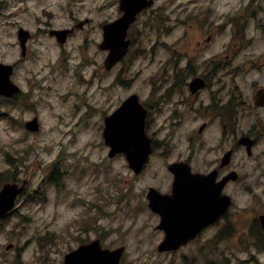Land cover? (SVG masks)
<instances>
[{"label":"rangeland","instance_id":"1","mask_svg":"<svg viewBox=\"0 0 264 264\" xmlns=\"http://www.w3.org/2000/svg\"><path fill=\"white\" fill-rule=\"evenodd\" d=\"M118 6L0 0V62L16 64L12 80L24 91L19 100L0 96V186L28 180L15 210L0 220V264H64L69 251L96 238L105 248L125 246L121 264H209L215 246L226 248L207 235L160 252L159 218L146 195L150 186L168 185L167 165L175 160L187 157L201 172L214 167L225 149L214 116L221 97L241 117L233 122L239 131L264 125V107L255 105L264 89V0H155L129 30V54L105 69L103 24L117 18ZM84 20L64 45L55 46L46 30ZM20 26L40 27L22 61ZM186 63L213 71L212 86L199 97L187 86L193 71H180ZM133 93L150 109L146 131L154 142L138 175L124 155L108 156L103 139V117ZM34 117L40 129L29 132L25 123ZM239 156L237 168L254 182L257 157L244 166ZM54 168L63 173L58 181L53 176L57 183ZM231 257L241 264L247 255L235 248Z\"/></svg>","mask_w":264,"mask_h":264},{"label":"water","instance_id":"2","mask_svg":"<svg viewBox=\"0 0 264 264\" xmlns=\"http://www.w3.org/2000/svg\"><path fill=\"white\" fill-rule=\"evenodd\" d=\"M153 3L154 0H121V8L125 11L123 16L104 26V42L101 48L110 51L105 61L108 69L127 54L131 43L130 39H126L129 27L136 20L137 14ZM67 32L51 31L58 36L60 42H65ZM27 37L28 32L21 29L19 39L22 41L23 53ZM13 72V65L0 63V95L13 97L21 91L11 79ZM203 85L202 80L196 79L191 84L192 91ZM257 99L258 105H264V89L258 91ZM146 115V109L140 103L138 95L134 94L105 119L103 135L106 144L111 147L109 155L113 157L117 153H124L136 174L143 169L153 151L152 139L145 130ZM26 129L38 132L40 129L38 117L28 121ZM230 154L231 152L225 156L223 165L228 162ZM169 170L175 175L172 197L176 202L169 203L168 197L156 188L151 187L148 192L149 207L162 216L159 228L166 231L165 239L159 245L160 251L176 250L187 244L229 206V201L222 195V188L229 177L215 185L213 173L207 175L193 173L190 164L186 162L172 163ZM27 184L28 180L25 179L22 184L6 182L2 186L0 219L15 208L16 201L25 191ZM262 220L264 221V217ZM124 249L125 247L115 250L103 248L100 240L96 239L69 252L65 256L64 264H120Z\"/></svg>","mask_w":264,"mask_h":264},{"label":"flooded vegetation","instance_id":"3","mask_svg":"<svg viewBox=\"0 0 264 264\" xmlns=\"http://www.w3.org/2000/svg\"><path fill=\"white\" fill-rule=\"evenodd\" d=\"M117 13L118 15L115 20L119 19L123 15L121 0H119ZM81 23L83 24L81 25ZM88 23L89 20L87 23L86 20H84L75 22L74 24L65 27L51 26L48 29L46 28V30H48V34L54 40L55 46H57V43L64 45L70 38L80 33L79 31L83 30ZM107 23L103 24V28ZM15 24L16 26L19 25L18 22ZM21 29L28 32V37L25 41V53H23L22 41L19 39V33ZM39 29L40 27L38 26L36 31ZM52 30H67L68 32L65 42H60L58 36L51 33ZM36 31H33L31 28H25L24 26L19 27L18 34L16 33V35L21 47V61L27 57L28 50L30 49L31 42L35 37ZM211 38L212 36H208L207 41H210ZM100 49H102L101 45ZM12 64L16 66V64ZM117 64H115L114 67ZM195 65V63H186L185 65L182 64L180 66V71L183 73L186 70V66L188 67L189 71H193L191 75L193 78L191 81L187 82V86L189 87L192 97H199L202 91H205L212 86L209 75H211V72L213 73V71H211L209 68L203 67L204 72L201 71L198 73L199 69L197 71ZM226 69L227 67L225 70ZM196 78H202L204 85L200 88H197L195 91H192L191 82ZM220 88H222V86ZM23 95L24 91L21 90L20 94L15 95L13 98H4L13 101L21 99ZM221 102L222 108L216 109L214 116L220 121L222 125V137H224L225 149L221 155L214 160V167L207 172L195 170L187 157L175 160L173 162H188L191 164L192 170L194 172H201L204 174L213 172V183L215 185L229 174H235L237 176L236 179L229 178L222 188L223 195H225L229 201L228 209L211 225L204 228L195 239L198 240L199 238L208 235L213 241L218 240L219 243H225L224 245L226 248L222 250L218 249V246H215V248L212 250L213 255L210 257L209 264H235L231 257L232 251L235 248L241 249V251L247 255L241 264H264V221L262 220V217H264V143L262 141L264 136V125L260 122L256 126H251L249 130L242 132L239 131L236 125L235 127L233 126V122L236 124L241 119L238 112L236 109H232L231 102L227 104L226 100L222 101V97ZM256 103L257 99L255 94V105L257 106ZM149 112L150 109H147V117L149 116ZM105 118L106 115L103 117V122L105 121ZM207 126H209V121L204 122L200 126L199 132H202ZM243 137L248 138L245 139V141L243 140L244 143H240V140ZM250 143H252L251 151L248 150ZM229 151L231 152L230 161L228 164L222 165L223 157ZM239 153L242 156V165L244 164V166H246V160L257 157V170L255 172L256 179H254V182H248V178L245 177V173L242 171V169L237 168L238 164L235 162V160L237 157H240ZM258 160L260 161L258 162ZM167 169H169V164L167 165ZM168 171V185H166L160 191L162 194L168 197L167 201L169 203H174L176 201L171 195L173 193V182L175 176L170 170ZM250 176H252V172L249 177ZM250 183L254 184L249 185ZM248 195H250V199L246 200ZM156 215L160 220V215ZM157 232L160 234L162 239L165 238L164 230L158 229ZM220 258L222 259L220 260Z\"/></svg>","mask_w":264,"mask_h":264},{"label":"trees","instance_id":"4","mask_svg":"<svg viewBox=\"0 0 264 264\" xmlns=\"http://www.w3.org/2000/svg\"><path fill=\"white\" fill-rule=\"evenodd\" d=\"M58 174H60L59 172H58ZM1 176V175H0ZM41 239H42V237H41Z\"/></svg>","mask_w":264,"mask_h":264}]
</instances>
